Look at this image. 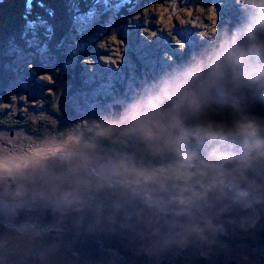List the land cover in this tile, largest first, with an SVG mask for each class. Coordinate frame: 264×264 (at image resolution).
Segmentation results:
<instances>
[{"label": "clouds", "instance_id": "clouds-1", "mask_svg": "<svg viewBox=\"0 0 264 264\" xmlns=\"http://www.w3.org/2000/svg\"><path fill=\"white\" fill-rule=\"evenodd\" d=\"M58 145L0 155V264H91L66 230L120 241L110 264H252L264 245V0ZM43 205L50 227L18 223Z\"/></svg>", "mask_w": 264, "mask_h": 264}, {"label": "trees", "instance_id": "trees-1", "mask_svg": "<svg viewBox=\"0 0 264 264\" xmlns=\"http://www.w3.org/2000/svg\"><path fill=\"white\" fill-rule=\"evenodd\" d=\"M189 1L181 0L180 7L184 2ZM97 2L99 0H0V100L3 103L2 106L0 105V155L28 152L45 144L58 145L60 141L57 142L55 139L61 140L66 133L73 132L81 124L86 123L87 120H79L69 109L66 105L68 101L66 98L58 103L56 97L60 88L75 89L69 82H66L72 77L73 73L70 72H74L77 68L82 69L81 63L87 61L90 55L98 57V55L107 52L106 48L112 44L109 40L104 45L93 42L91 45L93 51L91 53L83 52L82 56L77 58L79 64L70 65L68 47L88 42L87 39L76 33L78 26L73 22L75 19H79L82 13L95 10ZM144 3L152 4L149 0L143 1L138 6V14L141 19L130 22L134 28L138 23H143L145 30L154 32L152 30L154 28L162 38L165 25L159 28L160 22H165L174 15L170 11L158 15L149 14L145 7L142 9ZM205 9L208 7L203 5L202 10ZM126 13V9H122L117 17ZM118 20L114 19V23L119 25V32L125 35L128 32L124 24L125 20L120 22ZM94 23V28L98 31L108 32L109 28L105 25L104 16ZM71 32L77 34V39L70 36ZM132 33V31L129 32L130 35ZM28 41L34 42V46H27ZM13 46L24 50L18 55H10L9 52ZM128 47L132 51L134 43H129ZM41 48H45L46 52L39 53L38 50ZM187 54H183L181 57L183 58ZM149 56L150 51L147 49V56L144 55V57L148 58ZM13 57L23 58L21 68L15 70L6 68L11 64ZM28 60H32L30 66L26 64ZM133 60L137 65H140L141 59L137 55ZM148 61H151L150 58ZM24 70H26L27 76L21 74V71ZM75 84L77 82L73 83V85ZM22 86L24 88L20 89ZM48 86L52 87V90H49ZM15 96L21 97L20 102L24 106L17 113H12L15 107L14 103L18 101ZM51 99H55L57 104H53L54 101L49 103ZM60 109L67 112L63 113ZM47 115L67 119L68 125L63 134H60L59 129L51 123L48 124L50 121ZM38 141L43 143L40 144ZM46 210L39 208L32 214L26 213V215H23L22 212L21 222L33 220L32 224H42L39 219L47 214ZM48 214L47 218H52L50 225L52 226L55 218L50 213ZM69 232L70 235H68ZM77 237L80 238L78 245L76 244ZM63 239L73 243L80 256L90 261L91 264H110L114 253L121 247L118 241L113 242L112 238L103 234H97L89 239L85 234L77 235L66 230Z\"/></svg>", "mask_w": 264, "mask_h": 264}, {"label": "rangeland", "instance_id": "rangeland-1", "mask_svg": "<svg viewBox=\"0 0 264 264\" xmlns=\"http://www.w3.org/2000/svg\"><path fill=\"white\" fill-rule=\"evenodd\" d=\"M143 1L146 0H99L95 5V10L82 13L79 19H75L73 22L74 25L78 26L76 33L83 36L88 42L68 47L70 65H77V58L81 57L83 52L91 53L93 42L103 45L107 40L112 42L106 48L107 52L98 55V57L90 55L87 61L82 62L81 67L86 68L88 72L84 77L86 87L80 93L77 94L73 88L68 87L60 88L58 91L56 97L58 103L66 98L68 100L66 105L79 120H88L100 112L106 111L109 107H116L117 101L124 98L128 91L136 86L140 80L151 78L164 68L171 67L174 63L179 62L183 54L195 51L210 43L212 36L215 34L213 29L217 28L219 24L223 25L231 21L229 20L231 17L232 19L236 18L232 14L233 11L239 12V0H190L184 2L182 7L179 5L181 0H149L152 4L144 3L142 4L143 7L141 6L142 9L145 7L149 14L158 15L170 11L174 15L167 21L160 22L159 28L165 25L164 32H162L163 37L160 38L156 29H152L154 32L145 30L143 29V23H138L134 28L130 22L141 19L138 14V6ZM203 5L207 6L208 9L203 11ZM122 9H126L127 13L117 17ZM101 16H104L105 25L109 28L108 32L102 33L94 28V22ZM114 19H119L118 22L125 20L124 24L128 31L125 35L119 32L120 27L114 23ZM130 31L133 32L131 35L129 34ZM77 34L71 32L70 36L77 39ZM129 43H134L132 51L128 47ZM27 46H34V42L28 41ZM147 49L150 51V56L145 58L144 55L147 56ZM22 50L24 49L13 46L9 54L15 56ZM38 52L45 53L46 51L45 48H41ZM135 55L141 59L140 65L134 62ZM149 58L151 61H148ZM22 59L13 57L11 64L7 65L6 68H13L14 70L21 68ZM26 64L30 66L32 60H28ZM25 73L26 70L21 71V74L27 76ZM23 88L24 86L20 89ZM48 89L52 90V87L48 86ZM15 98L18 101L14 103L15 107L12 113H17L24 106L20 102V96H15ZM52 101H54L53 104H57L55 99L49 100V103ZM0 105H3L2 100H0ZM60 110L63 113L67 112L64 109ZM47 117L50 121L48 124L51 123L59 129L60 134H63L68 125L67 119L51 115H47ZM71 133H66L61 140L59 138L55 140L61 142ZM38 143L42 144L43 142L38 141ZM39 208L47 209L41 205L23 212V215H26V213L32 214ZM45 213L47 214L43 216L44 218L40 217L39 219L42 224H32L33 220L25 223L37 227L50 226L52 218L47 217L48 213L51 214V212L47 209ZM19 217L22 218L21 214ZM18 223L25 224L21 222V219H18ZM70 234L69 232L68 235ZM87 237L90 239L94 236L87 235ZM79 239V237L76 238L77 245ZM112 239L113 242L118 241L120 243L118 239Z\"/></svg>", "mask_w": 264, "mask_h": 264}, {"label": "flooded vegetation", "instance_id": "flooded-vegetation-1", "mask_svg": "<svg viewBox=\"0 0 264 264\" xmlns=\"http://www.w3.org/2000/svg\"><path fill=\"white\" fill-rule=\"evenodd\" d=\"M232 14H234L236 17L239 15L238 11H233ZM231 21H234L235 18L229 19ZM190 53V52H189ZM88 72L86 68H80L75 69L72 77H70V80H66V82H69L71 86H74V90L78 93H80L83 88L86 87V82L84 81L85 74ZM74 82H77V84L73 85ZM80 82V85H79ZM80 87V88H79ZM33 150V149H32ZM21 217H18L20 219ZM240 251H243L247 256L252 258V264H264V245L257 248L255 245H251L250 243H245L242 245Z\"/></svg>", "mask_w": 264, "mask_h": 264}, {"label": "water", "instance_id": "water-1", "mask_svg": "<svg viewBox=\"0 0 264 264\" xmlns=\"http://www.w3.org/2000/svg\"><path fill=\"white\" fill-rule=\"evenodd\" d=\"M114 108H116L117 110H118V107L116 106V107H114Z\"/></svg>", "mask_w": 264, "mask_h": 264}, {"label": "snow or ice", "instance_id": "snow-or-ice-1", "mask_svg": "<svg viewBox=\"0 0 264 264\" xmlns=\"http://www.w3.org/2000/svg\"><path fill=\"white\" fill-rule=\"evenodd\" d=\"M190 14V13H189ZM181 47H183V45H181Z\"/></svg>", "mask_w": 264, "mask_h": 264}]
</instances>
